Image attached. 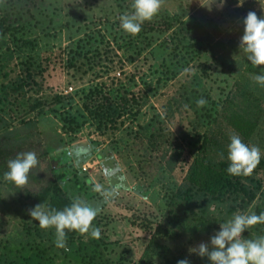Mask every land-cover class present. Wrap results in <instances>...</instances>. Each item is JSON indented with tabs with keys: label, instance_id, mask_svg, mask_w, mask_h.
<instances>
[{
	"label": "rangeland",
	"instance_id": "rangeland-1",
	"mask_svg": "<svg viewBox=\"0 0 264 264\" xmlns=\"http://www.w3.org/2000/svg\"><path fill=\"white\" fill-rule=\"evenodd\" d=\"M220 2L164 0L159 14L133 36L119 22L131 11L132 0H0V15L18 12L23 18L16 36H5L13 56L0 81L17 76L21 61L46 59L38 95L66 97L42 115L34 112L33 125L21 122L28 119L26 99L0 104L19 133L18 140L3 146L7 163L28 151L39 161L24 188L0 180V252L1 243L16 246L26 240L24 223L36 204L23 195L37 194L53 170L61 186L74 191L70 195L101 209L93 221L101 229L95 240L113 264H177L185 258L209 264L188 249L214 233L196 240L153 234L164 225L168 196L183 181L205 135L229 139L236 133L264 156V87L253 80L261 69L236 73L211 56L212 50L232 67L245 61L239 51L243 19L249 11L264 17V0H244L239 7L237 0H223L222 7ZM118 86L136 103L115 123L99 126L83 104H98L104 87L117 99ZM184 91L190 99L182 106ZM201 98L207 103L195 111L191 102ZM76 146H87L92 154L71 168L74 163L64 155ZM176 149L178 162L169 170L166 161ZM259 175L264 180L262 171ZM96 185L103 191L115 188L117 194L106 202L93 191ZM13 199L19 201L12 204Z\"/></svg>",
	"mask_w": 264,
	"mask_h": 264
},
{
	"label": "trees",
	"instance_id": "trees-1",
	"mask_svg": "<svg viewBox=\"0 0 264 264\" xmlns=\"http://www.w3.org/2000/svg\"><path fill=\"white\" fill-rule=\"evenodd\" d=\"M22 21L23 18L18 12L13 14L2 12L0 15V76H7L5 69L13 56V50L6 45L5 36L15 37ZM3 45H5L4 49ZM211 56L217 64L234 68L236 73H240L242 68L245 71L261 69L259 66L253 67L246 56L245 61H235L233 67L230 62L216 57L212 50ZM243 62H247L246 67H243ZM69 65L74 67L75 63L71 60ZM47 68L46 59L36 62L35 59L28 58L20 62L17 76L6 82L0 81V104L2 101L9 104L22 99L28 101V119L21 120L24 125H33L32 118L35 113L42 115L48 109L51 110L60 105L66 98L56 93L38 95L42 88V76ZM117 88L120 92L117 99H113L111 90L104 87V93L103 88L98 93V104L90 105L86 102L83 104L89 114L98 120L99 126L107 122L115 123L116 119L131 107V104L136 103V97H128L126 88L122 86ZM183 94L186 97L181 102L182 106L185 100L190 99L186 91L182 93V96ZM191 106L195 111L197 110L195 101L191 102ZM63 120L69 124L74 121L71 117H64ZM12 123L13 120L7 117V113L0 107V180H4V173L7 171L3 146L11 140L15 141L19 136L16 129L11 128ZM228 143L229 139L226 136L221 138L213 133L202 138L183 181L168 196L164 225L156 227L153 238L157 236L172 239L185 237L187 240H196L218 231L219 223H223L237 212L257 215L264 213V180L259 175V171H262L264 175V156H261L260 163L250 176H230L226 172ZM174 151L166 161L169 170H172L178 162L180 152L177 149ZM91 154L87 146H76L65 151L64 156L68 163L70 161L74 163L71 168H76L77 164L85 162ZM50 175L51 178L37 194L25 192L23 198H31L36 205L43 203L49 208L62 210L71 203L74 196L69 192L74 191L69 185L62 187L53 170ZM18 201L19 199H13L11 203ZM22 205L23 209L27 206ZM24 233L27 236L26 240L15 243L16 246H11L13 242L12 244L1 243L4 251L0 252V264H113L105 256L104 245L92 238L85 240L77 232L67 233V250L55 246L53 229L42 230L37 222L29 218L24 223ZM243 235L249 239L264 235V224H258L246 230Z\"/></svg>",
	"mask_w": 264,
	"mask_h": 264
},
{
	"label": "clouds",
	"instance_id": "clouds-1",
	"mask_svg": "<svg viewBox=\"0 0 264 264\" xmlns=\"http://www.w3.org/2000/svg\"><path fill=\"white\" fill-rule=\"evenodd\" d=\"M244 0H237V6H242ZM164 0H132L131 11L120 15V28L128 35H137L146 22L156 17ZM220 2V6L222 7ZM243 35L239 40V51H242L247 61L253 67H260L259 74H253L256 84L264 87V17H258L255 11H249L243 19ZM185 71H188L187 69ZM203 98L196 101L198 107L206 104ZM187 109V105L184 106ZM261 160V150L255 145L242 141L241 137L233 133L227 145L228 166L226 172L233 177L250 176ZM39 164L34 151L18 154L7 163L4 180L17 188H24L28 184L29 173ZM93 191L100 192L106 202H110L117 194V189L103 191L96 185ZM101 209L94 207L81 197H73L71 203L62 210L49 208L43 203L35 205L28 210L32 221L42 230L53 229L55 246L67 250V233L77 232L81 235L99 239L101 229L93 227L94 219ZM258 224H264V213L233 214L223 223H219V230L212 234L207 242H200L188 249L189 255L207 258L209 264H264V235L254 239L246 238V230ZM177 264H190L185 258Z\"/></svg>",
	"mask_w": 264,
	"mask_h": 264
}]
</instances>
